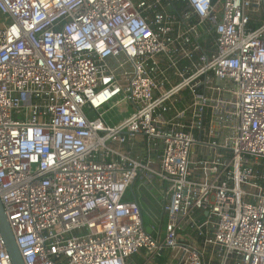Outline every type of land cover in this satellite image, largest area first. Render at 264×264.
<instances>
[{
	"label": "built area",
	"instance_id": "built-area-1",
	"mask_svg": "<svg viewBox=\"0 0 264 264\" xmlns=\"http://www.w3.org/2000/svg\"><path fill=\"white\" fill-rule=\"evenodd\" d=\"M0 202L25 264H264V0H0Z\"/></svg>",
	"mask_w": 264,
	"mask_h": 264
},
{
	"label": "crops",
	"instance_id": "crops-1",
	"mask_svg": "<svg viewBox=\"0 0 264 264\" xmlns=\"http://www.w3.org/2000/svg\"><path fill=\"white\" fill-rule=\"evenodd\" d=\"M137 186H138V191L135 190L134 195L137 196V199L139 200H144L146 201V203L149 204V221L147 222V224L144 222V226L148 231H158L160 232V235H162V230L160 225L162 224V218L165 217V215L162 213L161 211V207L163 205L164 202V192L163 189L161 187V185L159 184L158 181H154L153 185H147L144 183H141L140 180L137 181ZM143 188H150V190H153L155 192L153 197L156 200V204L152 205L153 203L149 202V200L147 199V197L142 193V189ZM153 188V189H151ZM159 196V199H158ZM141 205V204H140ZM142 208V206H141ZM143 218V216H142ZM166 218V217H165ZM159 236V235H158ZM151 253H146L144 251H142L141 254H136L135 256L131 257V259H129V264H141L144 262V259L147 258ZM153 254V253H152ZM170 254V250H162V253L160 254V252L155 255H161L164 259H166ZM153 255V256H155Z\"/></svg>",
	"mask_w": 264,
	"mask_h": 264
},
{
	"label": "water",
	"instance_id": "water-1",
	"mask_svg": "<svg viewBox=\"0 0 264 264\" xmlns=\"http://www.w3.org/2000/svg\"><path fill=\"white\" fill-rule=\"evenodd\" d=\"M0 236L4 242L5 248L11 258L12 264H25L17 246L13 231L8 223L6 213L0 202ZM162 251H160V254ZM150 259V261H149ZM163 257L161 255H149L146 264H162Z\"/></svg>",
	"mask_w": 264,
	"mask_h": 264
},
{
	"label": "rangeland",
	"instance_id": "rangeland-1",
	"mask_svg": "<svg viewBox=\"0 0 264 264\" xmlns=\"http://www.w3.org/2000/svg\"><path fill=\"white\" fill-rule=\"evenodd\" d=\"M131 111V107L128 104H123L120 107L115 108V110L112 112L113 115V120L118 121L120 120L124 115L129 114V112ZM106 118H108V116H106ZM137 184V181H136ZM153 189V188H151ZM130 190H129V194H130ZM142 193L147 197V199L149 200V202L153 203L152 205L156 204V200L153 198L155 197L154 194L155 192L153 190H150V188H143L142 189ZM159 199V196H158ZM140 204L142 206V216H143V220L144 222L147 224V222L149 221V204L146 203V201L144 200H140ZM166 218L163 217L162 218V224L160 225L161 230L163 231L164 229V224H165ZM135 256V255H134Z\"/></svg>",
	"mask_w": 264,
	"mask_h": 264
}]
</instances>
